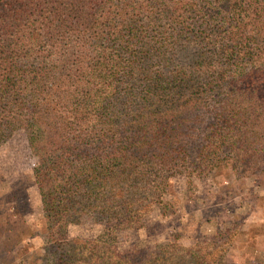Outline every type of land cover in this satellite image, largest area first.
<instances>
[{
	"label": "trees",
	"instance_id": "16d2710c",
	"mask_svg": "<svg viewBox=\"0 0 264 264\" xmlns=\"http://www.w3.org/2000/svg\"><path fill=\"white\" fill-rule=\"evenodd\" d=\"M19 129L47 230L172 211L179 167L256 181L264 0H0V148Z\"/></svg>",
	"mask_w": 264,
	"mask_h": 264
},
{
	"label": "rangeland",
	"instance_id": "374dc122",
	"mask_svg": "<svg viewBox=\"0 0 264 264\" xmlns=\"http://www.w3.org/2000/svg\"><path fill=\"white\" fill-rule=\"evenodd\" d=\"M34 163L25 132L15 131L0 148V264H264V175L233 176L226 187V174L213 179L179 167L165 197L176 203L172 211L155 207L128 226L87 209L70 213L66 229L47 230ZM260 167L264 173V160Z\"/></svg>",
	"mask_w": 264,
	"mask_h": 264
}]
</instances>
